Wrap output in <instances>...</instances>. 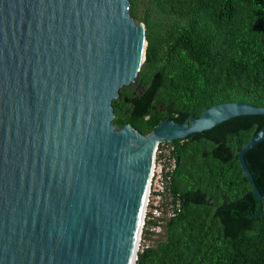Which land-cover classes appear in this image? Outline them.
<instances>
[{
	"label": "water",
	"instance_id": "95a60500",
	"mask_svg": "<svg viewBox=\"0 0 264 264\" xmlns=\"http://www.w3.org/2000/svg\"><path fill=\"white\" fill-rule=\"evenodd\" d=\"M129 0H0V264H135L153 151L264 105L224 101L148 133L112 102L143 64ZM264 141V124L238 150Z\"/></svg>",
	"mask_w": 264,
	"mask_h": 264
},
{
	"label": "trees",
	"instance_id": "16d2710c",
	"mask_svg": "<svg viewBox=\"0 0 264 264\" xmlns=\"http://www.w3.org/2000/svg\"><path fill=\"white\" fill-rule=\"evenodd\" d=\"M129 11L147 44L139 90L123 86L112 102L117 127L145 134L224 101L264 105V0H129ZM263 124L242 115L173 141L180 209L162 239L145 219L135 264H264V200L249 216L259 203L237 157ZM244 158L263 194L264 141Z\"/></svg>",
	"mask_w": 264,
	"mask_h": 264
},
{
	"label": "built area",
	"instance_id": "2783aa9c",
	"mask_svg": "<svg viewBox=\"0 0 264 264\" xmlns=\"http://www.w3.org/2000/svg\"><path fill=\"white\" fill-rule=\"evenodd\" d=\"M177 156L173 142L162 141L155 145L145 200V219L155 220L157 225L150 230H159L160 224L175 216L180 209L179 194L171 190L172 174L177 166ZM139 239L138 247L140 246Z\"/></svg>",
	"mask_w": 264,
	"mask_h": 264
},
{
	"label": "rangeland",
	"instance_id": "374dc122",
	"mask_svg": "<svg viewBox=\"0 0 264 264\" xmlns=\"http://www.w3.org/2000/svg\"><path fill=\"white\" fill-rule=\"evenodd\" d=\"M126 87H129V88L134 89L135 91H138L139 85H138L137 79L134 82L127 85ZM156 232H157L156 234L152 235V238L162 239L164 237V231L162 227H160L159 230ZM148 243L150 244L152 242L149 240ZM141 247H142V242L140 241V246L138 247V249H141Z\"/></svg>",
	"mask_w": 264,
	"mask_h": 264
}]
</instances>
